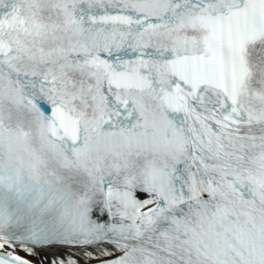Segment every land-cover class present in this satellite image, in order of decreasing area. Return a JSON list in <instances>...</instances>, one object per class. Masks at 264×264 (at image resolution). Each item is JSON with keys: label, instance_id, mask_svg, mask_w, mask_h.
Segmentation results:
<instances>
[{"label": "snow or ice", "instance_id": "obj_1", "mask_svg": "<svg viewBox=\"0 0 264 264\" xmlns=\"http://www.w3.org/2000/svg\"><path fill=\"white\" fill-rule=\"evenodd\" d=\"M0 264H264V0H0Z\"/></svg>", "mask_w": 264, "mask_h": 264}]
</instances>
